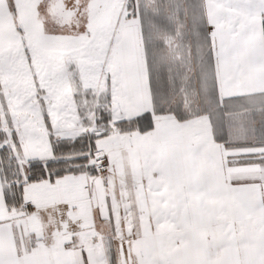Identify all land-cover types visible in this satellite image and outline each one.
Masks as SVG:
<instances>
[{"label": "snow or ice", "instance_id": "obj_1", "mask_svg": "<svg viewBox=\"0 0 264 264\" xmlns=\"http://www.w3.org/2000/svg\"><path fill=\"white\" fill-rule=\"evenodd\" d=\"M0 264H264V0H0Z\"/></svg>", "mask_w": 264, "mask_h": 264}]
</instances>
